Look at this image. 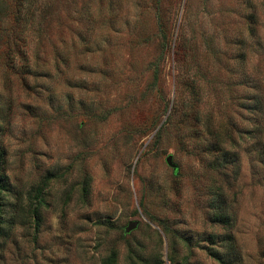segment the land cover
<instances>
[{
	"label": "rangeland",
	"instance_id": "1",
	"mask_svg": "<svg viewBox=\"0 0 264 264\" xmlns=\"http://www.w3.org/2000/svg\"><path fill=\"white\" fill-rule=\"evenodd\" d=\"M0 2L7 28L14 3ZM24 7L33 72L9 74L0 43V151L10 186L0 264H222L208 253L210 236L220 242L230 232L213 219L215 184L229 190L243 264H264V120L259 137L248 138L257 113L238 105L254 91L247 80L264 85V0ZM193 74L196 104L186 86ZM226 119L244 129L236 175L214 165L237 147L226 146L227 158L211 152L206 129Z\"/></svg>",
	"mask_w": 264,
	"mask_h": 264
},
{
	"label": "trees",
	"instance_id": "2",
	"mask_svg": "<svg viewBox=\"0 0 264 264\" xmlns=\"http://www.w3.org/2000/svg\"><path fill=\"white\" fill-rule=\"evenodd\" d=\"M14 3V10L6 15L5 17L9 18L12 17L8 22L9 26L6 28L3 24L0 26V43L3 45L4 50L2 51V58H3V65L6 68L8 73H14V74H30L33 72V64H30L28 61V54L25 50V38L26 34H24L23 26L25 17L21 13V9L24 10L26 7V12L29 11V7L25 6L24 4L29 0H12ZM2 8V4L0 2V15L1 13L5 12L4 8ZM9 16V17H8ZM27 17V16H26ZM251 22L248 24L249 32L253 34L254 26L253 23L254 17L250 16ZM250 21V20H249ZM6 22V21H5ZM0 21V25H1ZM181 24H185L182 22ZM180 31V37L177 35L172 39L173 40V48L177 45V42L181 43V34ZM166 33L164 32L162 34V41L164 43V47H166L167 38ZM178 34V33H177ZM178 39V40H177ZM235 42L239 45L243 43L242 39L239 38L238 40H235ZM177 50V49H176ZM176 50L174 49V53H176ZM177 54V53H176ZM239 57L243 58V54H238ZM161 57H159L160 59ZM151 65L153 66V70L159 71L158 68V60L154 59L151 62ZM155 78L156 75H155ZM196 77L193 76L186 81L187 88L190 89V91L193 93L195 98V104L200 102L201 99V93L199 84L196 81ZM247 80L246 82L252 84L251 87L254 90L253 92L246 93L242 99L241 102L238 103V105H242L243 108L252 109L254 110L257 115L255 118V123L252 126L251 129H247L248 138L254 137L258 138L260 133L263 131V120H264V99H263V88L264 85L261 81L256 80ZM241 98V97H240ZM207 132L212 135L213 144L211 147L213 153H216L219 156H224L225 158L228 150L226 148L227 145H233L237 148L233 150L232 155L229 157V161L225 163L223 159L219 164L214 165V168L218 170L219 173L227 175V170L229 167H231V172L236 175L237 174V166L233 163L232 159H238V145L241 140L242 134L244 132V129L238 128L233 121L226 119L224 120V123H220V125H212L208 126ZM232 151V150H230ZM3 152L0 151V239H3L8 233L7 230H5L4 220L3 218V199L2 195L4 192L10 191V186L7 182V178L5 177V171H4V157L2 159ZM226 188H224L221 185L215 184V190L214 195L216 196L215 202L217 201L218 205L215 204L216 212L213 215V219L219 223H223L226 226L230 228V232L228 233V236H225L221 238L220 242H217V239L214 238V236H210L207 241L212 243L210 247H208V253L216 259L218 262L222 264H243L242 260V252L239 247L235 244L236 236L233 232L234 229V223H235V217L234 212L230 209H227V205L231 207V203L229 200V203L227 202L226 198ZM220 198V199H219ZM214 202V203H215ZM31 204L29 205V212L36 213V207L33 206L31 209ZM25 208V206H21ZM28 207V206H27ZM220 245V246H219ZM219 247H222L220 249ZM239 248V249H238Z\"/></svg>",
	"mask_w": 264,
	"mask_h": 264
},
{
	"label": "water",
	"instance_id": "3",
	"mask_svg": "<svg viewBox=\"0 0 264 264\" xmlns=\"http://www.w3.org/2000/svg\"><path fill=\"white\" fill-rule=\"evenodd\" d=\"M165 160H166V163L169 166H171L174 171L177 170V164L173 162L172 155L171 154H168ZM137 224H138V221H136V220H133V221L128 222V224L124 228V231L126 233H128L130 230H132L133 228H135L137 226Z\"/></svg>",
	"mask_w": 264,
	"mask_h": 264
}]
</instances>
